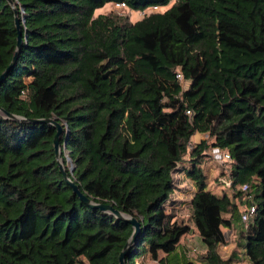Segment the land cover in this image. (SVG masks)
I'll list each match as a JSON object with an SVG mask.
<instances>
[{
	"label": "trees",
	"instance_id": "trees-1",
	"mask_svg": "<svg viewBox=\"0 0 264 264\" xmlns=\"http://www.w3.org/2000/svg\"><path fill=\"white\" fill-rule=\"evenodd\" d=\"M13 1L22 43L0 108L20 119L0 112V264H119L133 232L73 192L55 127L35 121L46 118L62 126L79 190L139 221L125 264H194L179 251L193 230L202 264H264V0ZM172 1L134 22L95 16L109 3L142 12ZM16 40L0 0V75ZM195 133L230 157L219 193L201 165L206 141L188 151ZM178 165L194 186L188 220L165 207ZM224 228L235 244L226 258Z\"/></svg>",
	"mask_w": 264,
	"mask_h": 264
},
{
	"label": "rangeland",
	"instance_id": "rangeland-1",
	"mask_svg": "<svg viewBox=\"0 0 264 264\" xmlns=\"http://www.w3.org/2000/svg\"><path fill=\"white\" fill-rule=\"evenodd\" d=\"M173 4V1L170 2L165 7H160L157 10H152L151 8L146 9L145 11H131L126 7H117L113 3L106 4L103 8L98 9L95 11V16L98 14H115L117 16L127 17L131 22L139 20L143 18L145 15L149 14L150 12L160 11L163 12L164 10L168 9ZM182 87H187L188 82L182 81ZM205 140L208 147L205 151L207 156L203 159L201 165L204 170L208 173L209 179V187L212 191L219 193L220 187L213 188V186L217 183L218 177H221L223 174H227L229 170V164L223 162L224 160L220 157V154L225 153V151L219 150L212 146L213 139L210 138L208 133L200 134L195 133L191 136L189 142L188 151L192 148L193 145L199 143L200 141ZM187 155L185 156V160H187ZM67 164L69 167L70 161L67 160ZM174 178V189L173 193L170 196L169 201L165 203V207L167 209H175L178 210V217L183 219H187L190 217V200L194 193V186L192 182L185 176L182 171V166L178 165L176 170L173 172ZM222 182H224L225 177L220 178ZM227 181V180H226ZM227 183H229L227 181ZM227 183H225L227 185ZM190 222V221H189ZM225 238L227 243L225 245L218 246V253L222 258H226L229 256L231 250L235 247V244L230 240V231L226 228L223 229ZM179 251L185 255L187 259L193 260L194 264H202L199 260V256L205 251V246L202 244L200 237L198 236L196 231H192L190 234L185 236L179 248ZM145 264H158L150 259H145ZM237 264H249L246 259H241Z\"/></svg>",
	"mask_w": 264,
	"mask_h": 264
},
{
	"label": "water",
	"instance_id": "water-1",
	"mask_svg": "<svg viewBox=\"0 0 264 264\" xmlns=\"http://www.w3.org/2000/svg\"><path fill=\"white\" fill-rule=\"evenodd\" d=\"M8 3L12 6L13 8V12H14V24H15V28L17 30V40H16V51L14 52V55L12 57V60L9 64V66L5 69L4 72L1 73L0 75V83L4 80L8 70L10 69L11 66H13V64L16 61L17 58V54H18V49L21 46L22 43V35H21V30H20V26H21V20L19 17V9L15 6L14 1L13 0H7ZM0 112L5 114L7 117L9 118H13V119H20L19 117L6 112L4 109L0 108ZM35 121H39V122H47L52 124L55 127V135L53 138V146H54V150H55V154L57 157V164L59 167V171L61 172L63 178L65 179V181L67 182V184L72 188L73 192L76 193L79 198L86 203L88 206L92 207V208H98L101 209L103 211H107L111 214H113L116 218H120V219H124L127 222H129L132 226H133V232L132 235L130 237V239L128 240L127 244L123 247V249L121 250V252L119 253V264H125V254L127 252V250L129 249L131 243L136 239L137 234L140 231V223L139 221L129 215H125L123 213H121L119 210L115 209L112 205L109 204H103V203H95L93 201H91L88 197H86L80 190L78 185L71 180L70 178V170H67V167H65L64 162L61 158V149H60V136L62 133V126L61 124L52 119V118H46V119H38Z\"/></svg>",
	"mask_w": 264,
	"mask_h": 264
},
{
	"label": "built area",
	"instance_id": "built-area-1",
	"mask_svg": "<svg viewBox=\"0 0 264 264\" xmlns=\"http://www.w3.org/2000/svg\"><path fill=\"white\" fill-rule=\"evenodd\" d=\"M115 5H116L117 7H125L124 3H117V4H115ZM151 9H152V10H157L158 8H157V6H153ZM176 77H177L178 80L182 81V75H181L180 71H177ZM186 113H187V114H190L189 111H186ZM219 155H220V157H221L223 160H229V159H230L229 155L226 154V153L220 154V152H219ZM224 182L227 183V181H226L225 179H224ZM227 185H229V183H227ZM243 189H246V185L243 186ZM253 211H254V208H253V207H250V208L247 210V214H248V213L250 214V213H252ZM247 214L244 213V214L242 215V220H243L244 222H246V220H247Z\"/></svg>",
	"mask_w": 264,
	"mask_h": 264
}]
</instances>
